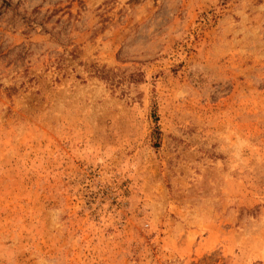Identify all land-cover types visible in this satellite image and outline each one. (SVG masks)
I'll return each instance as SVG.
<instances>
[{"label":"rangeland","instance_id":"1","mask_svg":"<svg viewBox=\"0 0 264 264\" xmlns=\"http://www.w3.org/2000/svg\"><path fill=\"white\" fill-rule=\"evenodd\" d=\"M0 264H264V0H0Z\"/></svg>","mask_w":264,"mask_h":264},{"label":"trees","instance_id":"2","mask_svg":"<svg viewBox=\"0 0 264 264\" xmlns=\"http://www.w3.org/2000/svg\"><path fill=\"white\" fill-rule=\"evenodd\" d=\"M94 74L105 80L109 85H113L116 82L115 73L111 68H107L105 65L99 68H95Z\"/></svg>","mask_w":264,"mask_h":264}]
</instances>
